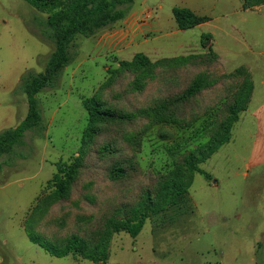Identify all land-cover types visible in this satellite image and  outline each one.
Listing matches in <instances>:
<instances>
[{"label": "rangeland", "instance_id": "1", "mask_svg": "<svg viewBox=\"0 0 264 264\" xmlns=\"http://www.w3.org/2000/svg\"><path fill=\"white\" fill-rule=\"evenodd\" d=\"M174 7H188L210 21L170 37ZM126 8V16L150 9L153 17L148 21L163 22L162 32L150 35L149 45H144L160 48L161 58L182 55L174 44L199 43L205 35L229 60L228 72L240 66L264 68V7L259 13L244 12L243 0H132ZM47 17L24 0H0V133L16 128L27 116L21 80L43 72L55 50ZM99 34L77 36L70 65L37 95L41 125L0 156V264H96L49 255L31 242L24 224L37 198L47 192L55 164L77 155L88 120L83 100L95 94L107 67L115 65L109 49L98 42ZM226 45L241 54L228 58L220 50ZM136 50L141 53L143 46ZM252 72L257 96L264 99V86ZM252 113L234 125L231 143L201 164L206 175H196L183 204L148 219L136 238L115 234L108 258L100 264H264V157L243 178L247 157L259 150L264 155V110L258 114L260 123ZM159 129L144 140L138 155L144 171H163L172 163L166 147L174 144L176 132L163 140Z\"/></svg>", "mask_w": 264, "mask_h": 264}, {"label": "trees", "instance_id": "2", "mask_svg": "<svg viewBox=\"0 0 264 264\" xmlns=\"http://www.w3.org/2000/svg\"><path fill=\"white\" fill-rule=\"evenodd\" d=\"M24 1L48 15L55 50L43 72L23 76L28 114L19 126L0 133V156L41 125L37 95L70 65L77 36L111 28L126 17V5L132 3ZM261 5L264 0H243L244 9ZM173 16L181 30L210 20L184 7H174ZM253 89L246 67L227 74L212 49L158 61L137 53L108 68L95 94L83 100L88 120L77 155L55 164L47 192L28 213L24 230L31 242L56 258L105 262L115 234L136 238L148 219L189 198L196 174H204L201 164L230 142ZM155 128L163 140L176 132L174 144L166 147L172 163L163 171H144L138 155Z\"/></svg>", "mask_w": 264, "mask_h": 264}, {"label": "crops", "instance_id": "3", "mask_svg": "<svg viewBox=\"0 0 264 264\" xmlns=\"http://www.w3.org/2000/svg\"><path fill=\"white\" fill-rule=\"evenodd\" d=\"M263 7H264V5H261L259 7H255L252 9H244L243 8V10H244V12L254 10V11H258L259 13H261V10ZM184 8H188V7H184ZM160 9H163L162 5L160 6ZM192 11L194 13H196L194 10H192ZM197 15L205 16V15H201V14H197ZM152 17L153 16H152L150 9H146L143 11H135L132 13L131 16H130V11H129L128 15L123 20H120L119 22L114 24L111 28L103 30L100 32V34L98 36V42L101 45H103L105 48L109 49V52H107V55H109V56L111 55L116 60L114 62L115 65H113V66L110 65V67L118 66V62L120 60L131 61L137 53H140L136 50L140 46H143V51L141 53L148 56L152 61H158L161 59H165L164 57L161 58L162 50L160 48H156V47L150 48L149 46L145 48V46H144L145 44L149 45V39L148 38L150 35L156 36V34L162 32L163 27H164L163 22L160 20L156 21V20L152 19L151 22L148 21ZM205 17H208V16H205ZM209 21L202 23L198 26H203L206 23H208ZM198 26H195L193 28H196ZM193 28H190V29H193ZM169 29L172 30L170 37L178 36V35L186 32L187 30H189V29L181 30L178 28L177 24H171ZM234 44H237V43L235 42ZM215 45H216V43L214 41H211L210 36L204 35L203 40L199 43L197 42V43H189L188 44L186 42H179L178 44H174L172 47L176 50V52H183L182 55H180V56L207 54L212 49L218 55L220 64L224 68V70L227 74H231V73L235 72L240 67H246V66H240V67L234 69L233 71L228 72L227 71V65L230 64V63H228L229 60L226 57L223 58L222 53L220 54V51L218 49H216ZM220 50L228 58L230 57V55H235V54L240 55L241 54L240 51L236 52L232 48H230V46H228V45H226L223 48H220ZM172 58H174V57H172ZM107 68H109V66ZM259 68L255 67V70L254 69L252 70V68L250 69V67L247 68L251 74L252 81L254 84V89H253V93H252V96H251V99H250V102L248 104L247 109L244 110L243 112H241L239 120L236 123H238L240 121L241 116H242V121H243V117L246 118V116L249 112L252 113L253 110L250 106L254 102L256 103L254 107L257 110L254 113H252L251 116L253 118H255L258 123H260L258 114L260 111L264 110V99L257 96L260 93V91L257 92V87L255 84V81L253 78L254 76H253V72H252V71H254L257 73V75L260 79L261 86H264V68H261L260 66H259ZM232 130H233V128H232ZM232 138H233V136L231 137V140H232ZM231 140L229 143H227V145L231 143ZM256 144H257V140H255V142L253 143V146ZM220 150H221V148L216 153H218ZM263 157H264V155L260 150L253 152L251 155H249L247 157V160L245 161L246 166H245V170H244V174H243L244 179H248L250 177V171L252 170L253 165H255L256 163H258V164L261 163L263 160ZM206 162H208V160ZM203 172H204V174H202V175H206V172L204 170H203ZM199 174H201V173H199ZM194 180H195V178H194ZM215 185H218V181H215ZM249 250H250V254H251L252 251L254 250L253 245L250 247ZM251 259H252V262H254V259L253 258H251ZM0 263H1V260H0Z\"/></svg>", "mask_w": 264, "mask_h": 264}]
</instances>
